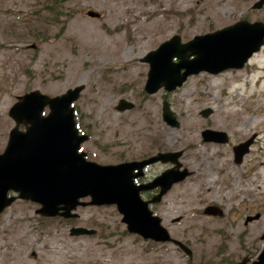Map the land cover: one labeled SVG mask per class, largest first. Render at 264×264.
I'll list each match as a JSON object with an SVG mask.
<instances>
[{"label": "rangeland", "instance_id": "rangeland-1", "mask_svg": "<svg viewBox=\"0 0 264 264\" xmlns=\"http://www.w3.org/2000/svg\"><path fill=\"white\" fill-rule=\"evenodd\" d=\"M239 1L0 0V113L30 90L55 96L82 85L75 106L94 137L96 148L85 145L92 157L106 162L126 149L181 150L179 160L192 173L152 207L171 235L180 234L206 201L231 209L245 199L260 173L264 47L241 69L201 72L151 94L144 90L148 64L141 58L174 34L186 41L235 22ZM88 9L100 16H87ZM121 98L133 107L116 110ZM163 100L177 126L162 119ZM205 108L211 112L204 117ZM207 128L225 132L227 140L204 141ZM250 138L236 164L232 147ZM167 167L154 164L150 173ZM37 207L18 202L2 219L0 264H184L171 243L127 232L114 205L78 206L70 219L43 216ZM179 215L184 219L177 225L172 218ZM72 226L95 232L71 235Z\"/></svg>", "mask_w": 264, "mask_h": 264}, {"label": "water", "instance_id": "water-1", "mask_svg": "<svg viewBox=\"0 0 264 264\" xmlns=\"http://www.w3.org/2000/svg\"><path fill=\"white\" fill-rule=\"evenodd\" d=\"M86 15L100 16L92 9L87 10ZM263 45L264 22L257 21H238L212 32L197 34L185 42L175 34L141 58L148 64L144 90L147 93L160 88L171 91L181 86L189 76L202 71L215 74L229 68H242ZM82 87L77 85L55 96L39 90L18 96L9 114L16 120L17 128L20 123H29L30 126L25 133L13 136L18 159L12 183L16 182L21 197L40 204L36 212L43 216L76 217L78 214L71 211L78 205L114 204L129 232L154 241H174L185 249L182 242L171 238L161 224V218L149 208V203L159 202L173 183L188 174L186 170H179L181 163L178 158L182 151L159 152L138 163L100 165L86 160L85 152H78V149L87 136L77 135L70 105ZM45 106L50 110L41 117ZM132 106L133 103L120 99L115 108L124 110ZM161 110L164 121L172 126L178 125L168 101L162 102ZM210 112V108H205L201 114L205 117ZM202 137L206 141L226 140L224 133L211 129L203 130ZM251 141L252 138L233 147L235 162H240ZM12 147L8 145V153L12 152L14 145ZM156 160L169 161L175 166L164 170L150 183L149 187L159 186L160 191L150 201H145L139 192L147 185L134 184L130 169L135 166L141 168ZM87 196L90 200H81ZM218 209L216 205L205 208L208 213ZM69 232L71 235L93 234L95 230L76 226Z\"/></svg>", "mask_w": 264, "mask_h": 264}, {"label": "flooded vegetation", "instance_id": "flooded-vegetation-1", "mask_svg": "<svg viewBox=\"0 0 264 264\" xmlns=\"http://www.w3.org/2000/svg\"><path fill=\"white\" fill-rule=\"evenodd\" d=\"M260 1L240 0L238 8L240 13L235 22H264V2ZM257 3L258 7H256ZM10 107L0 113V229L2 219L8 215L10 209L14 208L18 202L40 206L37 202L21 197L16 182L14 181L15 184L12 183L11 178L15 176L16 161L18 159L17 153L15 154L16 142H14L13 136L24 133L26 126L21 124L17 128L16 120L9 114ZM73 108L74 123L78 129V134H88V139L82 143L88 159L102 164L138 163L158 153V151L155 153H135L126 149L112 157V159L101 162L96 156L92 157L90 155V150H86V144L94 145V137L90 134L86 125L83 127L78 108L75 105H73ZM48 111L49 109L45 107L42 114L45 115ZM8 145H11V147L14 145V149L10 153L7 150ZM81 148L78 151H81ZM97 149L103 151L99 147ZM246 155L247 153L243 157ZM157 163H169V167L164 170L174 166L173 163L156 160L145 164L141 168L135 166L130 169L134 184L147 185L139 192L140 197L145 201H150L160 191L159 186L149 187L150 183L164 171L150 173L151 166ZM258 167L261 168L260 173L250 180L249 189H251L247 192L245 199L238 200L231 209L222 203L206 201L203 207L197 209L196 217L189 218L183 224L184 228L180 234L171 235L175 240L182 242L185 247L183 249L178 243L171 242L175 250L185 256L184 264H264V162H260ZM179 170H186L188 174L182 181L173 183L164 196L192 173L182 163ZM251 174H253V170ZM210 205H216L219 209L214 213H208L205 208ZM152 207L153 205H151ZM183 219L181 215L175 216L172 218V222L178 225Z\"/></svg>", "mask_w": 264, "mask_h": 264}, {"label": "bare ground", "instance_id": "bare-ground-1", "mask_svg": "<svg viewBox=\"0 0 264 264\" xmlns=\"http://www.w3.org/2000/svg\"><path fill=\"white\" fill-rule=\"evenodd\" d=\"M189 122H191V121H189ZM192 123H193V121H192ZM193 137V136H192ZM191 141V140H190Z\"/></svg>", "mask_w": 264, "mask_h": 264}, {"label": "trees", "instance_id": "trees-1", "mask_svg": "<svg viewBox=\"0 0 264 264\" xmlns=\"http://www.w3.org/2000/svg\"><path fill=\"white\" fill-rule=\"evenodd\" d=\"M60 1L57 2V4H59Z\"/></svg>", "mask_w": 264, "mask_h": 264}]
</instances>
